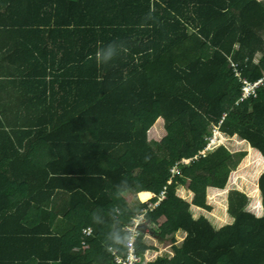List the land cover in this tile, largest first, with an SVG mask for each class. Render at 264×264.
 Here are the masks:
<instances>
[{
	"label": "trees",
	"instance_id": "trees-1",
	"mask_svg": "<svg viewBox=\"0 0 264 264\" xmlns=\"http://www.w3.org/2000/svg\"><path fill=\"white\" fill-rule=\"evenodd\" d=\"M2 2L0 264H85L91 252L116 264L108 247L126 249L123 226L147 206L137 193L154 200L164 185L144 217H165L162 239L186 234L173 257L145 264H264V170L261 214L231 189L232 220L218 228L176 194L186 184L191 203L209 209L207 187L223 188L245 156L205 148L214 127L264 157V82L239 99L241 79L264 74V1ZM159 116L165 135L147 139ZM59 214L62 224L47 227Z\"/></svg>",
	"mask_w": 264,
	"mask_h": 264
},
{
	"label": "rangeland",
	"instance_id": "rangeland-1",
	"mask_svg": "<svg viewBox=\"0 0 264 264\" xmlns=\"http://www.w3.org/2000/svg\"><path fill=\"white\" fill-rule=\"evenodd\" d=\"M262 36L264 38V34ZM258 56L259 53H256L255 59H257ZM154 123L146 132L147 139L159 140L166 133L163 118L161 116L157 117ZM155 132H157V134ZM217 143L224 144L231 151L246 150V154L238 163L237 167L229 173L227 182L223 188L209 186L206 189V202L210 207L209 209L203 208L200 211L208 218L210 223L212 222L215 228L232 220V216L227 211V192L231 189L243 191L248 196L246 209L256 215L261 214V197L257 186V179L259 174L264 170V157L258 150L251 147L247 141L241 139L239 136L225 135L214 127L211 137L207 139V146L210 148ZM185 185L186 184L178 185L176 187V194L178 193L180 197L191 202L193 196L192 194L186 193L187 188ZM50 229L55 230L54 227Z\"/></svg>",
	"mask_w": 264,
	"mask_h": 264
},
{
	"label": "crops",
	"instance_id": "crops-1",
	"mask_svg": "<svg viewBox=\"0 0 264 264\" xmlns=\"http://www.w3.org/2000/svg\"><path fill=\"white\" fill-rule=\"evenodd\" d=\"M29 1L30 0H20V2H23V3H29ZM4 7H5V5L2 2V4H0V12L4 11ZM5 8H7V7H5ZM24 13H26V12H24ZM6 14H7L6 12L0 13V27L3 25L5 26L6 23H8V17ZM22 17L23 16L19 17V20H22L23 19ZM0 36H1V38H4L3 40H6L7 37L9 36V33L1 32ZM155 133L157 134V132H155ZM186 191H187L186 192L187 194H192V196H193V193L189 189H187ZM177 195H178V193H177ZM137 196H138L140 201L149 202L150 199H152V197H154V193L151 191L142 190V191H139L137 193ZM178 196H180V195H178ZM44 205L45 206L47 205L48 207L50 206L48 204V200L45 201ZM202 209H203L202 207H199V206L192 204L190 202L189 211L191 212V214L194 218H197L198 216L203 215L200 211ZM194 212H195V214H194ZM197 212H199V213H197ZM164 219H165V217L163 215H161L154 221L149 220L147 227L153 229L155 236H152V235H149L145 232L144 233L142 232L143 233L142 243L146 245V248L141 253V257L144 260V262L152 261L158 256H163V257H167L170 259L171 257H173V255L175 253L174 247H179L182 243V240L186 234V232L182 229H179L174 233V237H173L174 240L169 239V238L162 239L161 237H159L156 234V232H158L160 230V228H159L160 223ZM48 222H49V224L47 225V227H50V228L54 227V229L57 228V226H60L62 224V219H61L60 214L58 216L54 217L53 220H51V219L48 220ZM211 224H212V222H211ZM43 227H46V226L44 225ZM86 245H88V244L86 243ZM32 248L36 249L34 247H31V250H32ZM78 248H79V246H75V249H78ZM27 263L33 264V262H31V261H28ZM71 264H78V263L75 262V263H71ZM85 264H105V263H104V260L100 259V257L98 255L91 252L89 258L85 261Z\"/></svg>",
	"mask_w": 264,
	"mask_h": 264
},
{
	"label": "built area",
	"instance_id": "built-area-1",
	"mask_svg": "<svg viewBox=\"0 0 264 264\" xmlns=\"http://www.w3.org/2000/svg\"><path fill=\"white\" fill-rule=\"evenodd\" d=\"M233 66V70L236 74H238L236 70V66L234 63H231ZM264 82V74L259 77L258 79L254 81H250L249 79L242 78L241 79V93L239 99L246 98L249 95H256L255 89L258 87L259 84ZM204 152V151H202ZM182 161H188V158H184ZM171 172H178V168L176 165L170 168ZM168 183L170 180L167 181ZM166 194V185L162 187L159 194L157 195L156 199L153 201H150L147 203L146 209H144V212L148 209H152L155 206L158 205L159 201H161ZM143 214L139 215L138 217H141L142 219ZM140 219V220H141ZM136 218H132L131 221L123 226V229L127 232V240H126V249L123 252H120L115 247L109 246L110 252L113 256V260L116 264H144V260L142 259L141 255L136 253L135 251V238L137 237L139 231L136 228V224L138 222H135ZM92 232L91 226H85L82 228V239L80 243L82 245L86 244V240H84V235H89Z\"/></svg>",
	"mask_w": 264,
	"mask_h": 264
},
{
	"label": "water",
	"instance_id": "water-1",
	"mask_svg": "<svg viewBox=\"0 0 264 264\" xmlns=\"http://www.w3.org/2000/svg\"><path fill=\"white\" fill-rule=\"evenodd\" d=\"M136 227L140 230V232H147L149 235L155 236L153 230L147 227V220L139 221L136 224Z\"/></svg>",
	"mask_w": 264,
	"mask_h": 264
},
{
	"label": "clouds",
	"instance_id": "clouds-1",
	"mask_svg": "<svg viewBox=\"0 0 264 264\" xmlns=\"http://www.w3.org/2000/svg\"><path fill=\"white\" fill-rule=\"evenodd\" d=\"M205 148H209L207 145H206V147ZM211 148V147H210ZM204 151V150H203ZM156 199V198H155ZM154 199V200H155ZM150 201H153V200H151L150 199ZM149 201V202H150ZM148 203V202H147ZM147 207V206H146ZM146 207L144 208V209H146ZM156 207V206H155ZM144 209L140 212V214H137L135 217H132V218H136V221L135 222H139V221H144V220H147V224H148V222H149V220L148 219H145V217H144V214H145V212H144ZM153 209V208H152ZM148 210H151V209H148ZM141 214H143V216H142V219H141V217H138L139 215H141ZM131 218V219H132ZM141 219V220H140ZM131 221V220H130ZM137 228V227H136ZM151 229V228H150ZM137 230L140 232V230L137 228ZM153 230V229H152ZM153 233H154V231H153ZM155 234V233H154ZM120 252H123V251H120ZM141 255V254H140ZM144 264H145V262H144Z\"/></svg>",
	"mask_w": 264,
	"mask_h": 264
}]
</instances>
